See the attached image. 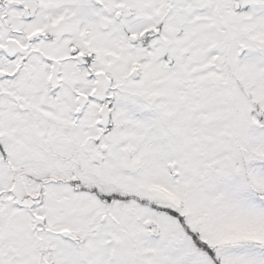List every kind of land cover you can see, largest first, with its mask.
Segmentation results:
<instances>
[{"label":"snow or ice","instance_id":"obj_1","mask_svg":"<svg viewBox=\"0 0 264 264\" xmlns=\"http://www.w3.org/2000/svg\"><path fill=\"white\" fill-rule=\"evenodd\" d=\"M0 264H264V0H0Z\"/></svg>","mask_w":264,"mask_h":264}]
</instances>
